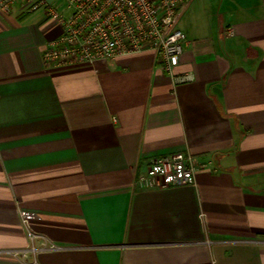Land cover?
I'll return each mask as SVG.
<instances>
[{"label": "crops", "instance_id": "crops-1", "mask_svg": "<svg viewBox=\"0 0 264 264\" xmlns=\"http://www.w3.org/2000/svg\"><path fill=\"white\" fill-rule=\"evenodd\" d=\"M178 26L171 75L150 52L47 65L60 24L0 15V264H264V0ZM172 153L194 183L138 180Z\"/></svg>", "mask_w": 264, "mask_h": 264}, {"label": "built area", "instance_id": "built-area-1", "mask_svg": "<svg viewBox=\"0 0 264 264\" xmlns=\"http://www.w3.org/2000/svg\"><path fill=\"white\" fill-rule=\"evenodd\" d=\"M192 1L0 0V15L15 8L27 13L42 10L46 19L60 24V35L43 49L47 65L95 64L150 52L174 75L187 40L178 22ZM138 180L148 187L192 184L196 180L195 159L181 153L153 158ZM21 215L27 221L33 213L22 210Z\"/></svg>", "mask_w": 264, "mask_h": 264}]
</instances>
